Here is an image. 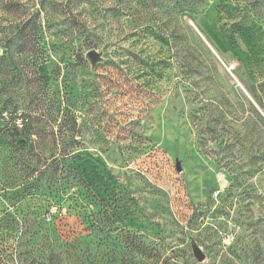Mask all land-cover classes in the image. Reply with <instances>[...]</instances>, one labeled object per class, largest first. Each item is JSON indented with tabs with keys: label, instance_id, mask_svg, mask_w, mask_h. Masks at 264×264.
I'll return each mask as SVG.
<instances>
[{
	"label": "rangeland",
	"instance_id": "1",
	"mask_svg": "<svg viewBox=\"0 0 264 264\" xmlns=\"http://www.w3.org/2000/svg\"><path fill=\"white\" fill-rule=\"evenodd\" d=\"M164 1L0 0V264H264V0Z\"/></svg>",
	"mask_w": 264,
	"mask_h": 264
},
{
	"label": "trees",
	"instance_id": "2",
	"mask_svg": "<svg viewBox=\"0 0 264 264\" xmlns=\"http://www.w3.org/2000/svg\"><path fill=\"white\" fill-rule=\"evenodd\" d=\"M176 3V5L179 6H187L191 4V0H165ZM22 41L21 35H16L13 38H10L7 40L6 46L12 47L16 43H20ZM38 76L41 81V83L45 86H48L51 82V75L49 71V67L46 64H42L38 68ZM22 118L23 119V126L22 128H19L16 124L17 119ZM29 122L30 119L28 116H16L14 119L11 120V122L6 126V128L3 131V135L6 137L7 140L12 142L15 146H25L30 142L29 139ZM141 246V245H140ZM144 250H149V248H144ZM144 253V252H143ZM164 264H167L164 263ZM169 264V263H168Z\"/></svg>",
	"mask_w": 264,
	"mask_h": 264
},
{
	"label": "water",
	"instance_id": "3",
	"mask_svg": "<svg viewBox=\"0 0 264 264\" xmlns=\"http://www.w3.org/2000/svg\"><path fill=\"white\" fill-rule=\"evenodd\" d=\"M89 57L91 58L92 63H96L99 60V55L94 51L89 54ZM177 169L178 171L181 170L180 164H178ZM193 253L199 262H203L205 260V255L202 253V251L198 247L193 248Z\"/></svg>",
	"mask_w": 264,
	"mask_h": 264
},
{
	"label": "built area",
	"instance_id": "4",
	"mask_svg": "<svg viewBox=\"0 0 264 264\" xmlns=\"http://www.w3.org/2000/svg\"><path fill=\"white\" fill-rule=\"evenodd\" d=\"M16 124H17V126L19 128H22V126H23V119L22 118L17 119ZM46 219L47 220H50L51 219V215L50 214H47L46 215Z\"/></svg>",
	"mask_w": 264,
	"mask_h": 264
}]
</instances>
